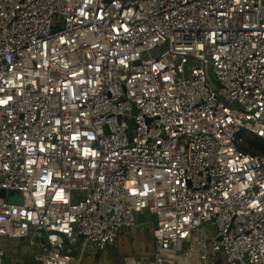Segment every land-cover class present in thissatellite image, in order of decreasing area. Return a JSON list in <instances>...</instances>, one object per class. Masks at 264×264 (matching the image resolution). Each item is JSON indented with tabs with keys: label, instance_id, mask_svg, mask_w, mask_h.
Returning <instances> with one entry per match:
<instances>
[{
	"label": "built area",
	"instance_id": "2783aa9c",
	"mask_svg": "<svg viewBox=\"0 0 264 264\" xmlns=\"http://www.w3.org/2000/svg\"><path fill=\"white\" fill-rule=\"evenodd\" d=\"M248 137L264 144V0H0V192L21 200L0 197V264L3 240L72 264L142 213L155 264H264Z\"/></svg>",
	"mask_w": 264,
	"mask_h": 264
},
{
	"label": "crops",
	"instance_id": "0c3cea01",
	"mask_svg": "<svg viewBox=\"0 0 264 264\" xmlns=\"http://www.w3.org/2000/svg\"><path fill=\"white\" fill-rule=\"evenodd\" d=\"M137 214L135 216V225L133 228L120 229L117 233L116 241L111 247L117 252L119 255V262L114 264H155L156 260L154 259V244L151 236V229L153 227L154 219L151 215ZM150 218V219H149ZM152 220V221H151ZM9 241H12L13 244H19L21 246L28 245L31 248V251L24 253V251H20L18 256L12 259V262L15 264H22L23 257H31L32 253H35L37 249H35L33 245H29L25 241L18 240H3V245H8ZM81 250L90 251L93 249L91 245L86 243L85 241H79ZM76 245L74 249L79 248V245ZM4 248V246H3ZM22 248V247H21ZM23 250V249H22ZM72 250V251H73ZM31 253V254H30ZM121 256V259H120ZM89 258L88 255L83 252V256ZM193 255L189 258L188 255H184L180 253L176 256H171L172 264H190ZM221 260V258H219ZM73 264V263H72ZM113 264V262H112Z\"/></svg>",
	"mask_w": 264,
	"mask_h": 264
},
{
	"label": "rangeland",
	"instance_id": "374dc122",
	"mask_svg": "<svg viewBox=\"0 0 264 264\" xmlns=\"http://www.w3.org/2000/svg\"><path fill=\"white\" fill-rule=\"evenodd\" d=\"M212 83H215L214 80H212ZM250 139L252 140L253 138L251 137ZM253 152H256V151H253ZM250 153H252V152H250ZM144 215L147 216L148 214L146 215V213H145ZM152 218L154 219V217H152ZM204 234H206L209 238H211L213 236L212 229L206 228L204 231ZM199 239H201V238L199 237ZM80 240L83 241L82 239H79L78 242ZM78 242H77V244H78ZM78 245H79V248L74 249L71 252L73 264H112V262L114 264V263L119 262V255H117V252L111 246H108L107 248H105L103 250H100V249L93 247V249H91L90 251H87V250L83 251L80 248V243ZM3 246H4L3 264H15L12 262V259H14L16 256H18L19 255L18 253L20 251L21 252L24 251V253H28L31 251V248L28 245L21 246L19 244L17 245L16 243L13 244L12 241H9L8 245H3ZM19 248L21 249L20 251L18 250ZM34 248L36 249V247H34ZM31 252H34V250ZM83 252H85L89 258L82 257ZM120 259H121V256H120ZM154 259L158 260L160 262H161V259L164 261V258H160V257L159 258L154 257ZM165 259H167V258H165ZM21 261H22V264H35V263H33V258L28 257V256L23 257Z\"/></svg>",
	"mask_w": 264,
	"mask_h": 264
},
{
	"label": "water",
	"instance_id": "95a60500",
	"mask_svg": "<svg viewBox=\"0 0 264 264\" xmlns=\"http://www.w3.org/2000/svg\"><path fill=\"white\" fill-rule=\"evenodd\" d=\"M0 197H2V198H4V197H7V200L9 201V202H14V203H16V204H20L21 203V200L19 199V200H14V199H12L11 198V193H5L4 191H1L0 192ZM38 236V240H39V242L40 243H44V238H43V236L41 235V234H38L37 235ZM65 243H66V241H65Z\"/></svg>",
	"mask_w": 264,
	"mask_h": 264
},
{
	"label": "trees",
	"instance_id": "16d2710c",
	"mask_svg": "<svg viewBox=\"0 0 264 264\" xmlns=\"http://www.w3.org/2000/svg\"><path fill=\"white\" fill-rule=\"evenodd\" d=\"M251 137H248L246 140H245V142L246 143H249V144H253V143H256V144H258L259 146H261V151H264V144H263V142H262V140H260L259 138H256V137H252L253 139L251 140L250 139ZM247 149V151H249V152H253L254 150H252V149H248V148H246Z\"/></svg>",
	"mask_w": 264,
	"mask_h": 264
}]
</instances>
